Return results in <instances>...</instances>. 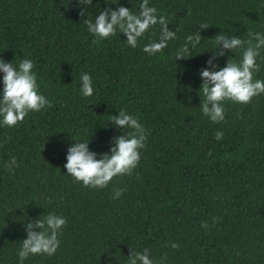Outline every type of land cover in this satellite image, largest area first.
Wrapping results in <instances>:
<instances>
[{
	"label": "trees",
	"instance_id": "obj_1",
	"mask_svg": "<svg viewBox=\"0 0 264 264\" xmlns=\"http://www.w3.org/2000/svg\"><path fill=\"white\" fill-rule=\"evenodd\" d=\"M98 2L115 8L118 0ZM139 3L119 0L134 11ZM149 4L176 30V38L154 56L142 46L158 38V25L133 49L119 31L97 40L76 0H0V58L13 64L31 59L39 91L51 102L14 127L0 126V264H16L24 224L48 212L67 221L60 246L54 255H31L24 264H127L130 250L144 248L165 264H264V94L247 104L225 101V119L213 123L200 111L204 97L198 91L210 38L222 31L248 40L249 32H264V4ZM91 12L95 16L96 9ZM201 23L208 28L199 29ZM196 30L201 45L193 56L175 61L184 37ZM257 62L253 78L264 80V49ZM216 63L222 67L225 57ZM83 72L94 86L87 98L79 92ZM120 109L138 117L148 132L132 174L102 189L65 175L72 140L89 138L90 150L108 151L121 134L108 125L109 115ZM216 131L223 133L220 140ZM12 156L17 166L7 170ZM113 186L124 189L118 199Z\"/></svg>",
	"mask_w": 264,
	"mask_h": 264
},
{
	"label": "clouds",
	"instance_id": "obj_2",
	"mask_svg": "<svg viewBox=\"0 0 264 264\" xmlns=\"http://www.w3.org/2000/svg\"><path fill=\"white\" fill-rule=\"evenodd\" d=\"M76 2L80 14L87 17L83 22L88 32L97 40L115 36L119 31L126 38V44L134 49L138 42L158 25V38L149 39V42L142 46L144 53L154 56L162 52L169 41L176 38V30L169 29L170 24L166 16L158 14L157 8L150 5L149 0H140L138 10L135 11L134 5L131 9L120 6L119 0L115 8H101L98 0L95 4L93 0ZM261 3L264 4V0H261ZM105 4L113 3L105 0ZM92 8L96 9L95 16L91 12ZM206 28L207 24H199V29ZM248 35V40H242L240 36L220 31L210 38L213 41L212 47L205 49L210 51L211 55L205 61V67L199 71L201 84L198 91L204 97L203 101L200 100L199 108L202 115L213 123L225 119V101L247 104L253 97L264 94V80L253 78L254 73L260 69L257 61L261 50L264 49V32H249ZM203 39L200 30L187 34L184 43L175 51V61L193 56V51L201 45ZM236 53H240L238 61L234 58ZM221 57H225L222 67L216 63ZM0 74V126L14 127L22 122L29 112L50 107V100L39 91L37 73L31 59L23 58L18 64H13L12 61L6 62L0 58ZM79 92L85 98L94 94L93 80L87 72L80 74ZM109 117L108 125L121 134L111 139L108 151L97 153L90 150L89 138L72 140L73 143L67 147L65 175L84 187L105 188L115 177L131 175L139 164L141 151L148 136L147 129L138 117L124 109ZM222 136L221 131H216L217 140ZM4 166L7 170H12L17 166L16 157H10ZM123 191V188L113 186V198L118 199ZM66 222L63 215L54 212H48L43 219H28L24 224L26 237L20 240V247L16 252V264H24L31 255H54L60 246L58 237ZM201 227L206 229L207 223L202 222ZM171 247L177 248L178 244L173 242ZM127 264H165V260L161 258L159 262H155L149 249L144 248L143 251L130 250Z\"/></svg>",
	"mask_w": 264,
	"mask_h": 264
}]
</instances>
